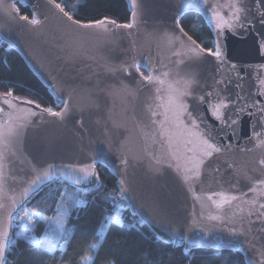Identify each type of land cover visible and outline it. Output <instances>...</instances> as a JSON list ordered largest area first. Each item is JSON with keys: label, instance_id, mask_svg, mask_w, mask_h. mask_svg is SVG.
Segmentation results:
<instances>
[{"label": "water", "instance_id": "1", "mask_svg": "<svg viewBox=\"0 0 264 264\" xmlns=\"http://www.w3.org/2000/svg\"><path fill=\"white\" fill-rule=\"evenodd\" d=\"M126 3L129 23L101 19L105 23L86 27L93 22L77 24L56 1L0 0V40L48 89L57 111L65 109V102L69 106L62 117H53L18 97L10 108L0 93L4 259L11 246L12 216L28 200L58 182L79 191L93 189L97 166H102L116 180L117 204L161 241L186 251H239L245 264H259L264 259V122L255 109H238L254 99L264 104V96L257 95L264 80V3ZM17 4L29 8V20L21 18ZM229 5L247 9L245 26L225 27L217 37V21L231 20ZM188 12L203 19L214 50L219 41L220 60L197 53L193 41L201 45L181 31L179 19ZM127 24L131 28L122 27ZM197 55L203 58L193 60ZM170 89L191 93L185 103L203 121L201 130L221 147L202 158L198 175L190 171L193 153L185 144L187 135L173 126L171 112L165 122ZM220 100L229 106L214 114L211 106ZM225 198L231 202L222 203Z\"/></svg>", "mask_w": 264, "mask_h": 264}, {"label": "trees", "instance_id": "2", "mask_svg": "<svg viewBox=\"0 0 264 264\" xmlns=\"http://www.w3.org/2000/svg\"><path fill=\"white\" fill-rule=\"evenodd\" d=\"M55 1L81 23L101 19L129 23L130 20L126 0ZM17 5L22 16H31L28 7ZM179 24L202 47L214 49L212 34L197 13L183 14ZM7 91L43 108H59L22 57L0 40V93ZM97 175L98 184L93 189L79 191L58 182L28 200L25 206L35 221L30 231L12 232L14 241L4 264H245L239 251H186L183 247H173L157 238L127 210L123 222H115L112 213L118 198L116 180L102 166H97ZM77 199H82L85 206H76ZM57 215H63L65 220L62 235L49 222ZM101 227L103 232L99 233ZM60 241L65 242L64 251L58 248Z\"/></svg>", "mask_w": 264, "mask_h": 264}, {"label": "snow or ice", "instance_id": "3", "mask_svg": "<svg viewBox=\"0 0 264 264\" xmlns=\"http://www.w3.org/2000/svg\"><path fill=\"white\" fill-rule=\"evenodd\" d=\"M53 3H55V0H52ZM260 3H264V0H258ZM56 7L60 8L61 12H64L63 7H61L59 4H56ZM229 8L233 9L231 13V20H224L222 17L217 21L215 27L217 29V37H219L220 32L227 27L230 30H235L236 28H243L244 25V20L246 19V12L247 9H245L242 6L239 5H229ZM66 16L68 15L67 12L64 13ZM262 16H264V12L260 13ZM218 15V14H217ZM24 20H29L28 16H22L21 17ZM69 19L71 17L69 16ZM33 24L38 23L36 20L31 21ZM77 24H80V21H76ZM105 23V21H95L92 24L86 25V27H91L93 24H101ZM111 23H115V21H112ZM122 27H128L131 28L130 24L127 25H122ZM181 31L183 29L181 28ZM187 36V33H185ZM187 39L189 41L192 40L191 36H188ZM194 49L197 53H202L203 56L207 57H213L217 60L221 59L222 52L220 51V44L219 41H217L216 48L215 50L213 48L209 47H202V46H197L195 45V42L193 41ZM264 47V45H262ZM203 58L201 56H193L192 59H199ZM223 63V61H221ZM136 70L139 71V65H135ZM143 76V74L141 73ZM143 79L146 81H152L151 76H143ZM162 83V81H161ZM219 83H222L219 82ZM261 84V89L258 91L257 95L258 96H264V80L260 81ZM191 93L189 91H183V92H178L176 90H169V95H168V100L165 107V122H168L169 116L168 113H172L171 121L173 123V126L179 130V134L184 135L186 134L188 139L185 141L186 146L191 145V147L188 148V151L193 153V156L191 157L190 162L192 163L193 167L190 169V171H193L195 175H198L199 173L196 172V169L200 166V164L203 162L202 158L203 157H210L213 155V153H219L221 152V147L217 145L216 142H214V138L211 136V133L205 132L201 130L200 125L203 123L202 120H200V117L198 114H194L193 111L189 110L188 105L184 101V97L190 95ZM209 95H212L209 93ZM11 98V99H10ZM18 98L13 96V93L11 91H7L3 94V99L2 103L7 104L10 108L13 106L12 101L17 100ZM201 101H203V97H200ZM22 103L26 104H33L34 101L28 100V101H23ZM228 104L225 103L223 100H220L218 104L212 105L211 107L213 108L214 114L216 112H219L220 108L223 107L225 109L228 108ZM37 108L40 106L37 104ZM248 107H251L256 110L260 114V119L262 122H264V104L260 103L258 100H253L251 105L249 106H242L238 109V112H244L248 110ZM69 106L67 102H65V109L61 111H53L52 108H43L42 111L44 113H47L53 117H62L66 111L68 110ZM3 111V108L0 107V112ZM254 115L255 113H250ZM32 116H36L37 113L35 111L31 112ZM223 116L221 115L220 117H217V119H222ZM200 121V123H197V121ZM237 121L233 119L231 121L232 124H235ZM259 135V133L257 134ZM199 149V151H197ZM126 163V162H125ZM261 163H264V161H261ZM179 167V165H177ZM86 173V177H87ZM39 179V177L37 178ZM79 183V181H77ZM35 183V181H33ZM261 183H264L262 181ZM211 199V197H209ZM232 199H237V197L233 196ZM231 201L225 198L222 203H230ZM221 205L218 204L217 207H220ZM2 207V205H0ZM261 209H264V204L260 205ZM261 215H264V213H261ZM213 220L218 219V217L213 216ZM4 239L7 242V234H4ZM260 255L264 257V252H261ZM0 264H4V249L0 247ZM259 264H264V259H262Z\"/></svg>", "mask_w": 264, "mask_h": 264}, {"label": "built area", "instance_id": "4", "mask_svg": "<svg viewBox=\"0 0 264 264\" xmlns=\"http://www.w3.org/2000/svg\"><path fill=\"white\" fill-rule=\"evenodd\" d=\"M53 109V108H52ZM53 111H57L56 109H53ZM76 206L84 207L85 202L82 199H77L75 202ZM126 210L120 207L118 204L113 209L112 217L113 220L117 223H122L125 217ZM35 219L32 214L28 212V209L26 206L19 209L15 215L12 216V232H26L30 231ZM11 232V238L9 241V245H12L13 243V237ZM11 247V246H10ZM9 247V249H10ZM59 250L64 251L65 250V242H61L59 244ZM8 249V250H9Z\"/></svg>", "mask_w": 264, "mask_h": 264}, {"label": "rangeland", "instance_id": "5", "mask_svg": "<svg viewBox=\"0 0 264 264\" xmlns=\"http://www.w3.org/2000/svg\"><path fill=\"white\" fill-rule=\"evenodd\" d=\"M29 212V210H28ZM63 215H57L56 217H53L52 219L49 220V222H51V227L53 229H55L58 234L60 233L62 235L63 230H65V220H63ZM103 232V227L100 228L99 233ZM59 234V235H60ZM64 238V237H63ZM64 242V241H60L59 243ZM95 247V245L93 244V248Z\"/></svg>", "mask_w": 264, "mask_h": 264}]
</instances>
